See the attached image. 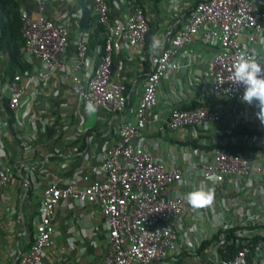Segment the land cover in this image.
I'll return each mask as SVG.
<instances>
[{"label":"built area","instance_id":"built-area-1","mask_svg":"<svg viewBox=\"0 0 264 264\" xmlns=\"http://www.w3.org/2000/svg\"><path fill=\"white\" fill-rule=\"evenodd\" d=\"M59 1L65 7L76 4V0ZM164 1H167V11H171L177 2ZM133 4L130 0L128 8L110 21L106 0H92V16L104 25L105 41L97 47L98 61L91 72L81 76L73 73L88 64L86 43L90 30H77L73 66L65 67L61 54L68 43V27L49 17L44 10L46 0H38L39 11L35 14L20 10L24 39L21 53L42 64L37 76L43 84L62 71L71 78L73 92L85 109L91 103L95 109L120 115L127 106L126 88L110 80L112 56L122 45L144 52L149 24L155 20L146 12L144 3L143 6ZM81 15L78 9V22ZM197 39L216 49L208 72V86L202 90L210 95L204 99L195 96V108L172 109L162 122L161 129L177 132L180 139L181 161L167 169L146 149L150 139L137 137L152 123L147 114L157 104L160 81L171 71L182 68L176 60L179 51ZM257 46L264 48V0H195L183 23L175 24L166 35L161 50L150 57V72L134 112L135 121L119 127L116 144L104 153L100 166L105 178L82 189L76 188V182L81 179L78 175L65 186L49 183L41 194L39 222L33 241L28 252L13 264H52L45 262L44 257L53 245L54 210L61 201L68 200L100 207L107 227L106 264H176L180 250L193 246L187 235L189 232L194 234L195 225L189 224L190 229L185 226L184 215L190 205L186 200L187 193L178 194L177 190L203 187L214 189L218 195L227 185L238 197V208L232 215L241 221L240 227L245 228L243 232L237 230L235 236L245 237L244 241L253 247L254 264H264V219L255 211L251 214L246 211L253 199L264 205V135L255 133L256 128L264 131V124L256 118L259 109L242 102L244 86L232 79L233 65L241 53L258 63L263 62V54L259 55L255 50ZM2 56L4 54L0 52V58ZM27 75V72L16 75L6 86L8 109L13 115L25 94L23 80ZM222 118L228 120L230 130L245 128L230 137L231 145L237 151L227 147L226 137L217 140L216 148L210 151H200L189 145L197 136V127L206 131L207 125H214ZM219 135L223 136L220 132ZM13 176L14 169L1 166L0 159V185L5 186ZM28 186V181H24L22 187L27 189ZM229 228L228 220L221 221L215 233L226 232ZM255 237L257 240L250 243ZM246 243L231 260L219 262L217 258V264H245L249 253Z\"/></svg>","mask_w":264,"mask_h":264},{"label":"crops","instance_id":"crops-1","mask_svg":"<svg viewBox=\"0 0 264 264\" xmlns=\"http://www.w3.org/2000/svg\"><path fill=\"white\" fill-rule=\"evenodd\" d=\"M160 1L158 4L144 3V8L155 19L150 25L151 39L157 36L163 42L176 23H183L195 0H177L171 11H167V1ZM18 2L24 12L35 14L39 11L38 0ZM44 10L50 18L60 20L68 27V43L61 59L65 67L70 68L73 66L78 32V7L76 4L65 7L59 0H46ZM119 14L117 8L111 12L113 19ZM98 46L95 38H88V64L73 73L81 76L96 67ZM255 50L264 57L263 47L257 46ZM143 51L122 45L120 51L112 56L110 80L126 88L127 106L120 115L103 109L86 111L74 94L71 78L66 73L57 72L47 84H43L37 76L42 64L23 56V60L31 65V70L23 80L25 94L14 113L13 125H10L5 108L8 102V58L5 55L0 58V159L1 166L14 169L13 178L5 186L0 185V264H13L28 252L39 222L41 194L49 183L65 186L78 175L81 179L76 182V188L82 189L93 181L105 178L100 166L104 153L116 144L119 127L135 121L134 112L150 72L149 59L160 49ZM215 52L214 47L205 46L198 39L184 46L176 57L182 68L171 71L158 85L157 104L147 114L152 123L137 138L150 139L146 149L156 162L167 169L174 168L181 161L178 148L180 139L177 132L161 129L162 122L172 109L195 102V96L204 99L210 95L202 90L208 86V72ZM207 127V130L212 128L211 124ZM24 181L29 183L27 189L22 187ZM194 190L179 188L177 193ZM237 200V192L227 185L224 192L215 195L210 207H189L184 221L189 229V224L195 223L194 234L189 232L187 235L195 250L189 247L181 249L176 264H217L219 257L216 249L212 250L213 254L206 251L197 253L196 250L202 241L216 234L215 228L221 221L228 220L231 225L229 229L240 227L241 221L232 215L238 208ZM246 211L250 214L255 211L259 218L264 219V205L257 199L252 200ZM52 224L55 230L53 245L45 252V262L106 264L107 227L98 205L61 201L54 210ZM218 233L223 236L224 232Z\"/></svg>","mask_w":264,"mask_h":264},{"label":"trees","instance_id":"trees-1","mask_svg":"<svg viewBox=\"0 0 264 264\" xmlns=\"http://www.w3.org/2000/svg\"><path fill=\"white\" fill-rule=\"evenodd\" d=\"M129 1L130 0H106L109 20L112 21L113 17L111 12L115 8L123 12L126 8H128L127 4ZM133 1L134 4L132 6H143V3L148 2H152L153 4H158L161 2L160 0ZM76 4L82 13L81 19L78 22V29L82 31L90 30L89 38L93 37L99 42V45H103L105 41V27L92 16L94 11L92 0H76ZM20 10L21 4L18 2V0H0V52L8 58L6 74L9 81H11L16 75H22L25 72L29 74L31 70V65L23 60V54L21 53L24 39L21 34L22 22ZM151 35L152 31L149 30L145 37V52L150 48L152 42ZM260 64L263 66L264 62H261ZM195 106V102H190L187 105L181 106L180 109H192L195 108ZM5 108L8 114L10 125H13L14 115L8 109L7 103L5 104ZM211 126L212 128L207 130V132L202 131L198 127L196 128L197 136L195 139L190 141L192 148H198L202 151H210L213 148H216L217 140L226 137L228 139L226 142L227 147L234 151L238 150L235 146L231 145L230 137L231 135H237L243 132V130H245L244 127L230 130L228 120H224L223 118ZM229 130L231 131L230 135L227 134ZM219 132L222 133L223 136L219 135ZM220 146L221 145L219 144L218 147ZM256 150H258V148H256ZM238 229L242 232L245 230L244 227L232 228L222 233L224 237L220 236V233H216L209 239H205L201 242L200 247L196 250L197 253H201L203 251L212 252V250L216 249L219 262L231 260L245 246L244 243H246L244 241V237L235 236V231ZM256 240L257 237L250 239V243H253ZM221 241L223 242L222 244H220ZM246 244L247 246L249 245V243ZM248 247L249 253L245 258V264H254L253 247L250 245Z\"/></svg>","mask_w":264,"mask_h":264},{"label":"clouds","instance_id":"clouds-1","mask_svg":"<svg viewBox=\"0 0 264 264\" xmlns=\"http://www.w3.org/2000/svg\"><path fill=\"white\" fill-rule=\"evenodd\" d=\"M151 23L149 24V30ZM151 40L150 51L161 50L163 44L166 42V37L163 42L157 36H153ZM232 79L237 84L244 86V93L241 97L242 102L250 106L255 105L259 109L255 114L256 118L264 124V66L247 54L241 53L233 65ZM86 111H95V108L89 103L86 106ZM255 133L264 135V131L260 132L257 128ZM209 179L218 180L219 177H210ZM201 183L203 184V181ZM186 200L195 209L210 207L215 201V191L211 188L205 190L201 187L187 193Z\"/></svg>","mask_w":264,"mask_h":264},{"label":"rangeland","instance_id":"rangeland-1","mask_svg":"<svg viewBox=\"0 0 264 264\" xmlns=\"http://www.w3.org/2000/svg\"><path fill=\"white\" fill-rule=\"evenodd\" d=\"M194 217H196V216H194ZM190 249H193V250H195V249L193 248V246H192Z\"/></svg>","mask_w":264,"mask_h":264}]
</instances>
